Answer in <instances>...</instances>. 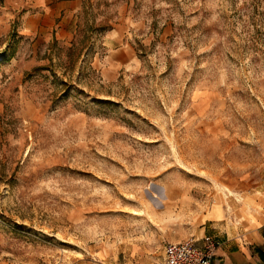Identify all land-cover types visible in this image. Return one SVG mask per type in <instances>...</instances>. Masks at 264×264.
<instances>
[{
	"label": "rangeland",
	"instance_id": "374dc122",
	"mask_svg": "<svg viewBox=\"0 0 264 264\" xmlns=\"http://www.w3.org/2000/svg\"><path fill=\"white\" fill-rule=\"evenodd\" d=\"M68 1L0 0V264H160L226 189L264 216V0Z\"/></svg>",
	"mask_w": 264,
	"mask_h": 264
},
{
	"label": "crops",
	"instance_id": "0c3cea01",
	"mask_svg": "<svg viewBox=\"0 0 264 264\" xmlns=\"http://www.w3.org/2000/svg\"><path fill=\"white\" fill-rule=\"evenodd\" d=\"M63 7L66 11L77 12L80 0H70ZM63 7L59 9L62 10ZM61 31L68 37L69 33L65 29ZM231 192L236 195L235 203L227 200L228 193H223L226 210L233 214L235 225L226 222L221 217V209L214 206L209 210V214L215 217H206L197 234L193 236L200 238L209 234L219 242L211 264H264V216L259 213L256 205L253 206L249 196ZM261 193L264 205V190ZM244 213L248 215L246 220L243 218Z\"/></svg>",
	"mask_w": 264,
	"mask_h": 264
},
{
	"label": "built area",
	"instance_id": "2783aa9c",
	"mask_svg": "<svg viewBox=\"0 0 264 264\" xmlns=\"http://www.w3.org/2000/svg\"><path fill=\"white\" fill-rule=\"evenodd\" d=\"M219 242L209 234L166 242L160 264H211Z\"/></svg>",
	"mask_w": 264,
	"mask_h": 264
},
{
	"label": "trees",
	"instance_id": "16d2710c",
	"mask_svg": "<svg viewBox=\"0 0 264 264\" xmlns=\"http://www.w3.org/2000/svg\"><path fill=\"white\" fill-rule=\"evenodd\" d=\"M53 39L55 40L54 33ZM87 39H89L88 36H83V38L81 39L71 41L70 45L67 48V56L70 57V60H73V55L78 57L81 54V50L87 46V44H85L87 42Z\"/></svg>",
	"mask_w": 264,
	"mask_h": 264
},
{
	"label": "bare ground",
	"instance_id": "6f19581e",
	"mask_svg": "<svg viewBox=\"0 0 264 264\" xmlns=\"http://www.w3.org/2000/svg\"><path fill=\"white\" fill-rule=\"evenodd\" d=\"M226 190H227V192L229 194V195H227L228 196L227 200L232 202V203H235L236 199H234L233 193L230 190H228V189H226Z\"/></svg>",
	"mask_w": 264,
	"mask_h": 264
}]
</instances>
